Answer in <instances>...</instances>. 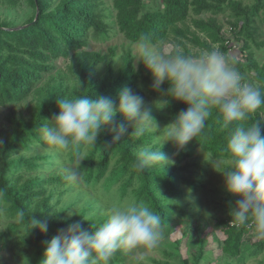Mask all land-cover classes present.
I'll return each mask as SVG.
<instances>
[{
    "label": "trees",
    "instance_id": "16d2710c",
    "mask_svg": "<svg viewBox=\"0 0 264 264\" xmlns=\"http://www.w3.org/2000/svg\"><path fill=\"white\" fill-rule=\"evenodd\" d=\"M19 4L31 9L25 26L9 29L12 22L7 17L0 18V106L10 107L30 94L34 100L25 109L10 107L5 114L7 125L0 130V222L5 221L0 229V246L12 249V256L20 264H40L44 242L58 229L78 222L84 229L94 231L106 219L103 212L111 200L130 198L158 214L163 229L178 223L185 236L192 237L187 255L181 249L182 238L163 241L158 247L163 257L154 259L156 264H206L213 258V251L206 249L204 230L200 235L203 223L190 224L201 211L191 196L206 190L218 196L212 198V205L220 210L213 214V227L225 234L220 243L222 256L215 264H237L236 258L242 254L251 230L238 228L231 221V207L239 197L226 191L223 194L219 186L207 184V165L200 166L192 158L195 149L200 148L212 159L228 160V134L221 128L216 110L203 133L178 154L172 142L164 144L161 150L173 163L143 173L132 167L135 151L140 146L159 147V141L150 134H131L130 122L119 113L116 124L128 130L118 141L113 142L116 133L110 127L102 126L95 145H76L62 156L43 145L39 129L58 112L57 100L62 98L104 96L118 102L125 88L143 99L160 96L167 89L165 82L158 91L153 90L151 73L142 63L135 65L130 46L119 54L113 48L106 55L85 49L90 39L108 40L114 27L131 43H138L146 35L153 44L168 40L172 48L182 47L185 54L192 56L216 50L246 82L264 91V63L257 60L253 50V46L264 45L260 33L264 0H162L156 9L146 0H112L111 7L106 0H0V5ZM227 11L229 35L218 17ZM203 13L209 15L204 17ZM189 43L198 49L193 52ZM235 43H241L239 55L230 53ZM61 57L70 58V77L59 73L39 85L44 73L54 68L51 61ZM159 106L151 104L160 128L187 108L175 100L166 107ZM255 118L260 120L259 116L252 119ZM259 127L264 135V121ZM77 153L84 157L79 165L82 179L79 185L71 186L64 180L61 166L71 164ZM33 215L48 221L47 232L31 230ZM192 226L200 230L197 242L190 232ZM258 244L264 248V240H258ZM129 255L117 252L110 264H126Z\"/></svg>",
    "mask_w": 264,
    "mask_h": 264
},
{
    "label": "clouds",
    "instance_id": "9594fccd",
    "mask_svg": "<svg viewBox=\"0 0 264 264\" xmlns=\"http://www.w3.org/2000/svg\"><path fill=\"white\" fill-rule=\"evenodd\" d=\"M135 61L151 73L153 90L167 82L164 97L156 102L163 108L172 100L187 105L174 120L160 128L143 97L125 88L118 102L110 97L91 99L89 96L57 100L58 112L41 125L43 145L63 155L73 146L96 144L102 126L116 135L113 142L127 132L116 124L119 113L130 122L136 137L150 134L159 147L140 146L135 151L132 167L138 172L173 163L161 150L172 142L178 154L189 141L200 136L208 119L216 110L221 128L227 132L228 162L223 169L210 160L214 169L223 174L228 193L239 197L231 207V221L236 227H251L257 240H264V135L259 124L264 121V91L246 82L237 68L218 51L209 50L199 56L185 54L178 46L163 49L148 36H141L135 45ZM253 116L260 120H253ZM30 153H26L29 155ZM77 153L71 164H63L64 180L71 186L81 183L80 161ZM73 213H69L72 215ZM103 214L106 219L94 231L80 223H69L58 229L55 236L44 242L40 264H110L117 252L128 254L137 250L150 252L165 239L161 217L147 205L125 198L109 204ZM47 232L48 221L35 215L31 230Z\"/></svg>",
    "mask_w": 264,
    "mask_h": 264
},
{
    "label": "rangeland",
    "instance_id": "374dc122",
    "mask_svg": "<svg viewBox=\"0 0 264 264\" xmlns=\"http://www.w3.org/2000/svg\"><path fill=\"white\" fill-rule=\"evenodd\" d=\"M245 1H251V0H245ZM147 5H149L151 8L156 9L162 5V0H146ZM106 4L111 7L112 0H106ZM31 9L26 4H19L15 7H11L8 5H0V18L7 17L11 22V26H19L24 23L27 16L30 14ZM114 14V12H113ZM191 15H193L191 13ZM209 14L203 13V16L206 17ZM219 20L223 24V29L226 34H230V24L228 23V11L226 13H221L218 15ZM110 18V17H109ZM192 28L194 26L192 25ZM260 33H261V39L264 40V24L260 23ZM137 43H131L122 32H120L117 27H114V30L112 32V36L106 40V41H99L95 39H90V42L88 46L85 48L87 50H93L99 52L101 55L111 54L112 49L114 48V53L119 54L121 53L125 48H128L129 46L132 48L133 53H135V45ZM190 44V43H189ZM241 43H235L233 46H231L230 53L231 55H239L240 54V47ZM157 46L162 47L163 49H171L172 43L168 40L161 42L159 44H155ZM192 51H196L198 47L190 44ZM181 50L182 47H180ZM253 50L255 53V57L260 63H264V45L260 47L253 46ZM206 51H203V53ZM117 56V55H116ZM51 63L54 65V68L44 73L43 79L40 81L39 85H43L50 77L56 76L59 73H64L67 76L70 77L71 73L69 72V64H70V58H58L51 61ZM134 63L136 66L139 65V62L135 61ZM164 97L162 95L160 96H148L144 98V101L147 106H151V104H154L160 100H162ZM34 100V95L30 94L25 100H23L20 103L12 104L10 107H16L18 109H25L28 104H30ZM159 105V104H157ZM8 107H2L0 106V130L2 127L6 126V120H5V114L7 110L10 108ZM175 157L176 154H173ZM195 157V160L197 163L202 165H207L208 172L206 173V183L210 185H217L220 187V190H222V193L224 194L225 187H224V179L223 174L221 172H218L214 169L212 163L210 160H215L219 163V169H223L226 165L228 160L226 159H212L205 151H203L200 148H196L194 151V154L192 158ZM191 160L192 158L189 157ZM206 161H210L209 164H207ZM189 189V188H188ZM227 192V191H226ZM233 195V194H232ZM236 196V195H233ZM218 199V196L214 193H209L206 190H200L197 192H194L191 196V201L196 205L197 208H199L201 211L196 216V219H192L190 221V224H196L197 221H200L203 223V228L200 229V235L202 230H204L205 234L203 236H206L208 238V244L206 246V249H211L213 251V258L210 260L205 261L206 264H215L216 262H219L221 259V250H220V243L225 238L224 232L220 228H214L213 227V214L220 213V210L216 209L215 206L212 205V198ZM118 199V198H116ZM111 200V203L117 202V200ZM124 200V199H122ZM4 219L0 222V229L2 228L4 224ZM165 234L164 241L169 240H175L177 238H182L183 241L181 242V249L183 254L187 255L188 249H190L189 244H191L192 240L190 238L185 236L184 231L179 226L178 223H173V225H170L169 228L163 229ZM196 229L193 228V226L190 228L191 234H194V242L198 241V234ZM189 235V234H188ZM198 235V236H197ZM190 236V235H189ZM186 239H189V242H187ZM196 245V244H195ZM195 248V246H194ZM13 250L9 247H1L0 246V264H20L17 259H15L13 256ZM162 252L159 250V248H156L150 252H145L144 250H137L135 253H132L129 255V259L127 260L126 264H156L154 259L162 258ZM237 264H264V248L261 249L258 240L255 238L254 231L251 228L250 232L248 233L246 239H245V245L244 250L241 255H238L236 258Z\"/></svg>",
    "mask_w": 264,
    "mask_h": 264
},
{
    "label": "water",
    "instance_id": "95a60500",
    "mask_svg": "<svg viewBox=\"0 0 264 264\" xmlns=\"http://www.w3.org/2000/svg\"><path fill=\"white\" fill-rule=\"evenodd\" d=\"M25 26V24L23 25H19V26H12V27H8L9 29H19L21 27Z\"/></svg>",
    "mask_w": 264,
    "mask_h": 264
}]
</instances>
